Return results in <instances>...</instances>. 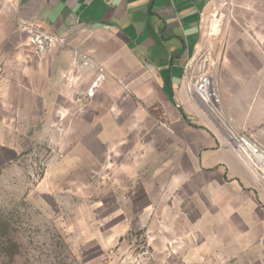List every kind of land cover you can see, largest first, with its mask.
I'll return each mask as SVG.
<instances>
[{"label":"rangeland","instance_id":"obj_1","mask_svg":"<svg viewBox=\"0 0 264 264\" xmlns=\"http://www.w3.org/2000/svg\"><path fill=\"white\" fill-rule=\"evenodd\" d=\"M8 16L0 264H264V201L227 181L217 203L186 173L189 132L218 135L209 118L174 110L118 34ZM203 25L230 120L264 144V0H215Z\"/></svg>","mask_w":264,"mask_h":264},{"label":"crops","instance_id":"obj_2","mask_svg":"<svg viewBox=\"0 0 264 264\" xmlns=\"http://www.w3.org/2000/svg\"><path fill=\"white\" fill-rule=\"evenodd\" d=\"M0 1L3 17L9 13L11 17L12 13L15 21L39 23L62 39L84 29L118 34L139 65L170 97L174 110L189 117L199 115V108L186 90V79L190 65L208 48L203 23L215 0ZM4 81L0 75V89ZM208 129L204 126L189 132L192 139L183 149L192 166L186 173L194 179L205 178L194 192L220 193L215 201L222 203L226 201L222 188L226 189L227 181H231L236 193L249 199L252 205L264 201L261 176ZM255 187H260L262 198Z\"/></svg>","mask_w":264,"mask_h":264},{"label":"built area","instance_id":"obj_3","mask_svg":"<svg viewBox=\"0 0 264 264\" xmlns=\"http://www.w3.org/2000/svg\"><path fill=\"white\" fill-rule=\"evenodd\" d=\"M214 64L211 51L207 50L197 58L194 64L190 65L186 79L188 95L204 116L211 120L223 142L247 160L264 180V147L252 134L238 128L230 120L216 85V77L212 72ZM100 85V78L92 82L86 89V98L93 99Z\"/></svg>","mask_w":264,"mask_h":264},{"label":"trees","instance_id":"obj_4","mask_svg":"<svg viewBox=\"0 0 264 264\" xmlns=\"http://www.w3.org/2000/svg\"><path fill=\"white\" fill-rule=\"evenodd\" d=\"M184 115H186L184 112H183Z\"/></svg>","mask_w":264,"mask_h":264}]
</instances>
